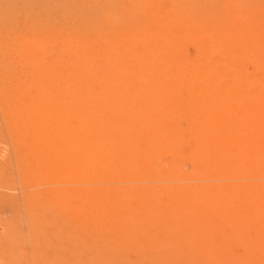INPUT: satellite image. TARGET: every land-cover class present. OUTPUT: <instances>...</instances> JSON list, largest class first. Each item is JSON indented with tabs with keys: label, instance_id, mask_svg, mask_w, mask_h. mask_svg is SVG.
<instances>
[{
	"label": "rangeland",
	"instance_id": "obj_1",
	"mask_svg": "<svg viewBox=\"0 0 264 264\" xmlns=\"http://www.w3.org/2000/svg\"><path fill=\"white\" fill-rule=\"evenodd\" d=\"M0 264H264V0H0Z\"/></svg>",
	"mask_w": 264,
	"mask_h": 264
}]
</instances>
